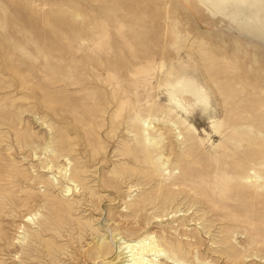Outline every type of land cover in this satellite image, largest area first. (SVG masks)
I'll use <instances>...</instances> for the list:
<instances>
[{
  "label": "rangeland",
  "instance_id": "374dc122",
  "mask_svg": "<svg viewBox=\"0 0 264 264\" xmlns=\"http://www.w3.org/2000/svg\"><path fill=\"white\" fill-rule=\"evenodd\" d=\"M5 2L0 264H264V0H24L38 16ZM164 238L195 258L177 263ZM143 239L163 251L118 249Z\"/></svg>",
  "mask_w": 264,
  "mask_h": 264
},
{
  "label": "bare ground",
  "instance_id": "6f19581e",
  "mask_svg": "<svg viewBox=\"0 0 264 264\" xmlns=\"http://www.w3.org/2000/svg\"><path fill=\"white\" fill-rule=\"evenodd\" d=\"M27 1V0H26ZM6 2L7 3H12L11 5H17L18 7H17V10L19 11V12H21V14L23 15V14H26L27 16H38V15H41L43 12L42 11H33V7H32V4L31 3H29V2H24V0L22 1V0H9V2L6 0ZM5 2V3H6ZM6 6H8V4H6ZM2 6L0 7V16L2 15ZM15 9H16V7H15ZM17 10H15V11H17ZM51 10H52V8H51ZM4 13V12H3ZM13 13V12H12ZM15 14H18L17 12H15ZM50 14H51V11H50ZM49 12H44V15H48V17H49ZM7 15L9 16V14L7 13ZM18 16V15H17ZM19 16H21V15H19ZM25 16V15H24ZM44 17H46V16H44ZM31 18V17H30ZM1 20V19H0ZM47 20V19H46ZM48 22V21H47ZM2 24V23H1ZM5 26V25H4ZM28 41V40H27ZM131 45V44H130ZM31 46H33V45H31ZM30 46V47H31ZM23 48V47H22ZM70 50V49H69ZM69 54V53H68ZM73 54V53H72ZM73 58V57H72ZM30 60H31V58H29ZM16 61V60H15ZM211 61H213V58H211V57H209V58H207L206 60H204V62H207L208 63V65L209 66H211L212 67V64L210 63ZM18 62V61H17ZM15 63V62H14ZM28 63V62H27ZM70 65V64H69ZM69 65L67 66V69H68V67H69ZM75 65V64H74ZM93 65H94V63H93ZM17 65L16 64H14V65H11L10 67H11V69L14 71L13 73H14V76L17 78V79H24V78H26L25 76H23L22 74H21V71L22 70H19V68H17L16 67ZM77 66V65H76ZM65 68V67H64ZM84 68V67H83ZM96 71L98 72H101V73H103L104 71L102 70H100L99 69V67L96 65ZM73 69H75V68H73ZM70 70H72V69H70ZM107 71V70H106ZM68 72V71H67ZM23 73V72H22ZM69 73V72H68ZM84 73V72H83ZM74 74V73H73ZM76 74V73H75ZM77 74H81L80 72H79V70L77 69ZM109 74V73H108ZM27 75V74H26ZM71 75V74H70ZM90 76H91V73H90ZM111 76V78L110 79H105L104 81H105V84H102L100 87H103V86H105V88L104 89H106V90H108L107 88L108 87H110V86H113L114 84H115V80H119V78L117 77V75L116 74H112V75H110ZM62 77V76H61ZM97 77H98V75H97ZM80 81V80H79ZM60 82V81H59ZM55 83H57V82H54V85H55V87L54 88H56V84ZM77 83V82H76ZM59 84V83H58ZM63 84V83H62ZM79 84V83H78ZM77 84V85H78ZM85 84V83H84ZM76 85V86H77ZM53 86V85H52ZM63 87H65V86H63ZM85 87V86H84ZM53 88V87H52ZM53 88V89H54ZM70 88V87H69ZM63 89V88H62ZM68 89V88H67ZM74 89V88H73ZM81 89V88H80ZM105 90V91H106ZM116 89H114L113 90V92L115 91ZM112 92V93H113ZM44 93V92H43ZM82 93H83V91H82ZM88 93V92H87ZM90 93V92H89ZM46 94H47V92H46ZM64 93L61 91V88L59 89H54V94H53V96H52V94H50L49 95V97L50 98H53V100H54V103H53V105H55V104H57V103H60L61 102V100L62 99H64L65 97H64V95H63ZM68 94V93H67ZM67 94H66V96H67ZM70 94V93H69ZM48 95V94H47ZM78 96V95H77ZM76 97V96H75ZM80 97H82V95L80 96ZM42 98H43V96H42ZM73 98H74V96H73ZM85 98V97H84ZM43 99H45V98H43ZM50 100V99H49ZM48 100V101H49ZM45 101V100H44ZM85 101L87 102V99H85ZM45 102H47V101H45ZM78 102V101H77ZM79 103H80V101H79ZM93 103V102H92ZM98 106V104H97V101H95V108ZM69 107V106H68ZM90 107V106H89ZM69 110L70 111H74L71 107H69ZM74 113V112H73ZM73 113H69V114H73ZM92 114H93V112H92ZM91 114V116L92 117H94L93 115ZM89 114L87 113H76L74 116H73V118H74V121H76V122H79V123H81V124H86L87 122H92V119H89V121H88V118L90 117V115L88 116ZM91 117V118H92ZM147 122H144V130H143V132H144V147H149L150 145H151V139L148 137V135H149V125L148 124H146ZM112 125H113V123H112ZM26 130V129H25ZM18 132H21V131H16L15 130V133H18ZM82 133H83V128H82ZM82 133H80L79 135H81ZM23 138H25V142L23 143L24 145L27 143V139H26V132L23 134V136H22ZM83 137H84V134H83ZM17 140V139H16ZM129 142V140H127V141H124V148H123V150H120L119 151V154H120V156H122L123 158H125V159H135L136 161H137V159H136V157L135 156H133V151H132V148H131V146H130V144L128 143ZM164 144H163V147H164V150L165 151H172V144L170 143V142H168V141H164L163 142ZM29 144V142L26 144V146ZM146 149V148H145ZM120 168V171H116V169L114 168L113 169V173H112V175H114V177H117V178H123L125 175H130L131 174V169L128 167V166H123V167H119ZM145 175L146 176H150V174L149 173H145ZM114 178H111L109 181H110V183H112L113 185H116V182L113 180ZM69 180L70 181H72L76 186H80L82 189H86L87 190V187H86V185H85V183H86V178H85V176H84V172H82V170H80V169H78V167H75L74 168V170L72 171V172H70V175H69ZM178 185H180L181 183H177ZM168 196H170V194L168 195ZM145 201H143L142 203H144ZM126 233H128V232H130L129 230H127V231H125ZM109 235V234H108ZM109 237V236H108ZM119 239H123V238H119ZM103 240L104 241H107V240H109L106 236H105V238H103ZM111 240H112V242H111ZM113 241H115V237H110V242L113 244ZM148 241V242H147ZM162 242H163V244H165V246H166V248L170 251V254H172L174 257H175V261L177 262V263H189V262H187V261H189V260H191V258H195V257H192V254H191V251H190V248L189 247H187V248H185V247H183L182 246V244H180L179 242L178 243H173L171 240H166L165 238L162 240ZM121 246L118 248L119 250L121 249V250H127V252H125V254H131V255H129V257H135L136 255H138V256H140V261H141V259H142V254L146 251V253H154V255H159V253H161V251H163L162 249H164V248H160V245H154V242L153 243H151L150 242V240H147V239H143V240H139V241H135L133 244L132 243H129V242H127V241H121L120 243H119ZM223 245H226V246H228L227 245V243L225 242ZM45 248H46V250H55L56 251V247H54V245L51 243L50 245H48V246H45ZM105 248H107V247H105ZM107 253H109L108 251L107 252H104L102 255L103 256H105ZM221 254V256H224L225 258H227L228 259V261H229V263L228 264H235L236 263V254H234V251H228V252H222V253H220ZM196 259V262H197V264H209V263H205L203 260H200L199 258H195ZM132 260H134L135 262L134 263H132V264H138V259H131V260H129V261H132ZM195 261V260H194ZM125 262V261H124ZM153 264V263H151L150 262V260H148L147 262H146V264Z\"/></svg>",
  "mask_w": 264,
  "mask_h": 264
}]
</instances>
